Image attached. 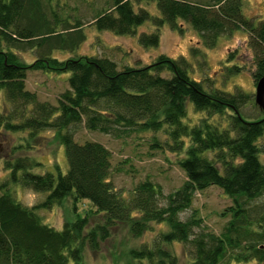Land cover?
I'll use <instances>...</instances> for the list:
<instances>
[{
    "label": "trees",
    "instance_id": "1",
    "mask_svg": "<svg viewBox=\"0 0 264 264\" xmlns=\"http://www.w3.org/2000/svg\"><path fill=\"white\" fill-rule=\"evenodd\" d=\"M138 1L111 0L91 24L97 30L134 35L146 22L158 30L162 25L176 28L180 20L199 34L207 49L215 47L220 36L241 29L247 32V45L253 52L254 87L264 74V18L255 23L244 16L242 0H147L158 15L135 8ZM81 27L78 19L71 23L44 0H0V93L8 104L7 112H0V128L25 131L29 137L54 130L67 162L64 173L57 165L55 173H39L35 169L41 164L29 156L10 158L8 154L3 159L9 175L0 183V264H84V246L98 249L117 223L127 224L132 235L139 236L150 221L164 223L167 230L158 234L152 246L131 248L132 264H180L159 245L173 241L189 247L192 264H220L228 250L238 248L237 255L229 256L224 264L248 259L264 263V234L255 230L264 224V214L257 217L247 207L264 193V163L259 160L264 152V112L255 104V92L238 88L228 92L212 81L207 85L188 74L189 63L183 57L159 54L148 64L122 68L103 56L54 57L53 51H73L84 41ZM158 35L143 31L138 42L145 48L155 47ZM22 49L36 50L31 64L19 60L17 53ZM198 52L190 49L194 57ZM244 69L234 62L227 74ZM28 70L69 73L68 88L58 96L57 104L40 101L34 91L26 89ZM250 101L252 116L245 110ZM188 103L204 112L194 125L184 123ZM216 115L225 119L218 120ZM80 126L115 138L161 131L165 139L159 142L153 136L151 147L163 144L172 153H183L177 164L186 179L165 197V206L158 204L160 187L149 179L129 192L119 191L111 180L110 151L97 141L78 142L75 131ZM26 144L12 147L10 153L29 149ZM9 184L45 192L46 197L39 204L24 205L15 199ZM212 185L232 199L227 209L230 219L220 235L205 230L195 233L201 220L192 214L182 221L178 214L190 207L196 191ZM64 198L72 202L75 217L58 229L45 223L37 208ZM83 199L91 208L79 215L75 207ZM94 215H99V221L91 224ZM243 239L248 240L245 249L240 246Z\"/></svg>",
    "mask_w": 264,
    "mask_h": 264
},
{
    "label": "rangeland",
    "instance_id": "2",
    "mask_svg": "<svg viewBox=\"0 0 264 264\" xmlns=\"http://www.w3.org/2000/svg\"><path fill=\"white\" fill-rule=\"evenodd\" d=\"M139 0L136 7L146 8L152 15H158L153 2ZM204 2L207 0H189ZM57 14L68 17L71 23L78 19L81 29L85 33V39L73 51H53V56L60 59L77 58L80 56L107 57L116 62L119 67L124 65L148 64L159 54L167 55L171 58L183 57L189 66L188 74L195 79L205 80L207 85L212 81L215 87L233 92L235 88L245 93L254 92V81L251 71L254 69L253 52L247 45V32L236 30L231 35H222L218 38L216 46L210 49L202 47L199 34L188 24L178 20L177 27L171 28L162 25L156 30L152 22H146L136 29L134 35H118L108 30H97L91 22L101 9L108 8L111 0H44ZM242 13L255 23L264 18V0H242ZM158 32L159 41L155 47H143L138 42L141 32ZM191 48L199 49L198 55L190 53ZM201 50V55H200ZM233 55L229 58L230 55ZM19 60L24 64H31L37 52L35 49H22L18 53ZM234 62L245 67L238 74L229 76L227 69L234 65ZM69 73L57 74L51 71L28 70L25 85L26 89L34 91L40 101H47L57 104L58 96L68 88L67 78ZM253 99V96H252ZM8 104L0 93V112H7ZM246 112L252 116L251 101L246 107ZM204 112L196 111L192 105H186V116L184 123L194 125L203 117ZM223 121L224 116H214ZM224 118V119H223ZM156 136L159 142H163L164 134L159 131L132 133L120 138L112 137L95 131H89L80 126L75 131V139L78 142L97 141L103 144L110 151V161L112 166L111 180L115 188L122 192L131 191L139 182L149 179L160 187L161 195L158 196V204H167L166 196L178 189L186 179L184 172L177 164L183 153H172L162 143V148H152V137ZM27 143V144H26ZM19 144L31 146L29 149H17L10 153L12 147ZM29 156L41 165L35 169L39 173L44 171L56 172L57 165L62 173L67 169V162L64 147L59 144L56 133L52 129L41 130L36 136L29 137L28 132L7 131L0 128V183L5 180L9 171L4 167L5 157ZM213 158V153H209ZM259 160L264 163V152H260ZM219 166V164H217ZM9 189L15 199L20 203L31 206L44 201L45 192H36L24 188L18 184H9ZM1 193V190H0ZM232 205V199L216 187L209 186L202 191H196L189 208L179 212L178 217L182 221L188 220L193 214L195 218L201 220L200 226L193 231L198 233L201 230L210 231L220 235L226 223L230 219L228 207ZM248 208L257 217L264 214V193L254 200L249 201ZM77 214L84 215L91 208L85 199L76 203ZM40 218L55 228H60L66 220L75 217L73 204L69 198H64L59 203H54L48 207L37 208ZM90 223L99 221V215H94ZM167 230L164 223L155 221L148 222L147 229L139 236H133L129 226L125 223H117L110 229V235L99 243L96 250L83 249L84 264H132L129 256L131 248H139L142 245L152 246L158 238V234ZM255 230L264 234V224ZM253 242L252 237L249 238ZM162 249L173 253L180 264H192L190 249L183 243L173 241L171 243H160ZM248 240L243 239L241 247L245 249ZM238 249L228 250L226 258L220 262L224 264L229 260V256H236ZM248 255L250 253L247 250ZM231 261V260H230ZM229 264H264L254 259L245 261H231Z\"/></svg>",
    "mask_w": 264,
    "mask_h": 264
},
{
    "label": "water",
    "instance_id": "3",
    "mask_svg": "<svg viewBox=\"0 0 264 264\" xmlns=\"http://www.w3.org/2000/svg\"><path fill=\"white\" fill-rule=\"evenodd\" d=\"M254 92L255 104L264 112V74L257 80Z\"/></svg>",
    "mask_w": 264,
    "mask_h": 264
}]
</instances>
